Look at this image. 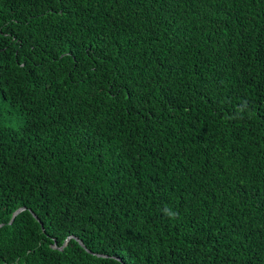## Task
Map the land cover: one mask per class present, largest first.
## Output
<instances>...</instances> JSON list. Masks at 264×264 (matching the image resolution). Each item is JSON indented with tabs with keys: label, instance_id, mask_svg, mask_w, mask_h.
<instances>
[{
	"label": "trees",
	"instance_id": "obj_1",
	"mask_svg": "<svg viewBox=\"0 0 264 264\" xmlns=\"http://www.w3.org/2000/svg\"><path fill=\"white\" fill-rule=\"evenodd\" d=\"M0 264H264V0H0Z\"/></svg>",
	"mask_w": 264,
	"mask_h": 264
},
{
	"label": "water",
	"instance_id": "obj_2",
	"mask_svg": "<svg viewBox=\"0 0 264 264\" xmlns=\"http://www.w3.org/2000/svg\"><path fill=\"white\" fill-rule=\"evenodd\" d=\"M24 210V208H20L18 209L16 212H14L13 217L11 218V220H13L14 216H16L18 213L22 212ZM66 242L63 244V246H65Z\"/></svg>",
	"mask_w": 264,
	"mask_h": 264
}]
</instances>
